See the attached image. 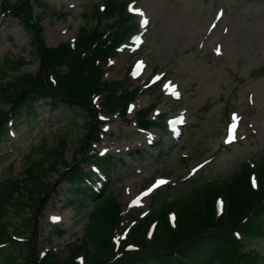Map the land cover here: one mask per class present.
<instances>
[{
  "label": "rangeland",
  "instance_id": "rangeland-1",
  "mask_svg": "<svg viewBox=\"0 0 264 264\" xmlns=\"http://www.w3.org/2000/svg\"><path fill=\"white\" fill-rule=\"evenodd\" d=\"M115 1L124 3L134 34L106 65L104 80L125 79L124 87H135L139 94L124 119L110 116L99 143L92 144V149L123 160L124 166L109 191L122 212L130 209L131 198L149 188L156 178L165 180L158 189L170 186L176 192L193 181L228 179L243 162H260L264 153V0ZM108 2L29 0L28 4L33 6L31 18L40 20L44 44L56 47L70 43L82 27L113 23L115 17L97 21H85L83 17L93 6L103 13ZM58 28L62 30L59 34ZM30 39L16 18L0 13V65L22 56L21 72L35 73L39 58L29 45ZM133 62L145 65L144 69L140 73L129 69ZM7 74L10 79L17 73ZM152 76L162 79L153 82ZM166 82L176 87L174 93L165 92ZM150 105L155 109L147 118L155 124L144 131L136 126V118ZM9 107L0 100V110ZM36 111L37 120L23 121L10 129L9 142L0 152V180L13 178L23 184L29 162L44 157L57 146L60 137L67 141L65 163H70L73 156L79 157L77 151L86 135V113L63 109L51 112L47 103H39ZM176 117H181L184 125L175 127L172 120ZM233 117L238 129L229 139L226 133L234 124ZM133 152L138 153L137 157ZM64 169V163H58L43 180L53 191L37 217V248L41 253L50 249L63 260L72 246H80L78 261L86 264L85 252L90 245L82 236L91 206L79 214L63 208L68 185L59 181V175ZM109 193L101 203L107 202ZM23 194L26 196V191ZM133 208L148 213L150 198L140 200ZM21 216L28 218L31 212L25 209ZM11 222L18 225L20 220ZM127 224L131 225L123 222L114 235L116 240L126 235ZM53 226L63 230L64 235L50 237ZM11 230L8 228L9 233ZM26 237L18 235L17 239L24 241ZM239 238L243 243L240 252H258V264H264V236L245 238L240 234Z\"/></svg>",
  "mask_w": 264,
  "mask_h": 264
},
{
  "label": "trees",
  "instance_id": "trees-1",
  "mask_svg": "<svg viewBox=\"0 0 264 264\" xmlns=\"http://www.w3.org/2000/svg\"><path fill=\"white\" fill-rule=\"evenodd\" d=\"M6 1L0 2V13L16 18L31 36L29 45L38 55L39 66L33 74L21 72L22 56L0 65V100L10 106L6 111L0 110V152L9 142L12 127L38 119L39 103H47L51 112L84 111L87 121L86 135L77 151L79 157L73 156L70 163H65L67 141L60 137L57 146L44 157L29 162L23 184L13 178L0 180V264H31L33 215L37 208V216L44 210L53 190L43 180L60 162L65 169L59 181L68 185L63 208L79 214L91 206L82 238L90 245L85 252L86 264H258V252H240L243 243L239 237L264 236V153L258 163L243 162L228 179L193 181L188 188L176 192L170 186L159 189L150 197V210L143 216L137 210L122 212L117 198L109 193L124 163L115 154L99 155L93 151L92 144L100 141L104 123L100 115L109 118L116 114L124 119L127 106L139 94L135 87H124L125 79L104 80L106 65L119 55L122 45L134 33L124 3L109 0L103 13L93 6L83 15L85 21L115 17L113 23L82 27L70 43L47 47L39 18H31L33 6L24 10L25 0ZM8 70L16 76L8 79ZM154 107L150 105L138 112L136 121L140 127L154 125L147 119ZM132 154L137 157L138 153ZM252 175L255 186L251 184ZM106 193L107 202L101 203ZM218 198L224 202L221 213L216 207ZM25 209L31 212L28 218L21 216ZM170 214L174 215L172 221ZM15 218L20 220L18 225L11 222ZM123 222L131 225H125L126 235L116 246L114 235ZM50 231V237L64 235L57 226ZM18 235L27 237L18 241ZM81 251L80 246H72L69 255L59 260L51 251L40 256L37 249L35 264H79Z\"/></svg>",
  "mask_w": 264,
  "mask_h": 264
},
{
  "label": "water",
  "instance_id": "water-1",
  "mask_svg": "<svg viewBox=\"0 0 264 264\" xmlns=\"http://www.w3.org/2000/svg\"><path fill=\"white\" fill-rule=\"evenodd\" d=\"M28 5V0H25V8ZM34 224H33V229H32V247H31V264H35L34 263V256H35V249H36V244H37V216L36 213L34 214Z\"/></svg>",
  "mask_w": 264,
  "mask_h": 264
},
{
  "label": "snow or ice",
  "instance_id": "snow-or-ice-1",
  "mask_svg": "<svg viewBox=\"0 0 264 264\" xmlns=\"http://www.w3.org/2000/svg\"><path fill=\"white\" fill-rule=\"evenodd\" d=\"M144 23H147V21H144ZM233 120H234V124H233V130H234L236 117H233ZM230 135H231V133H230ZM159 183H164V181H160ZM253 186H255V182H253Z\"/></svg>",
  "mask_w": 264,
  "mask_h": 264
},
{
  "label": "bare ground",
  "instance_id": "bare-ground-1",
  "mask_svg": "<svg viewBox=\"0 0 264 264\" xmlns=\"http://www.w3.org/2000/svg\"><path fill=\"white\" fill-rule=\"evenodd\" d=\"M61 32H62V30L59 29V28L56 30V33H57V34H59V33H61ZM178 120H179V119H178Z\"/></svg>",
  "mask_w": 264,
  "mask_h": 264
}]
</instances>
